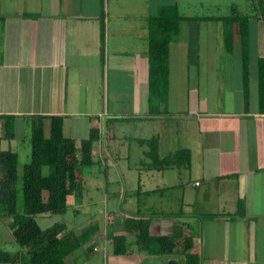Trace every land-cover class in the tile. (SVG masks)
Here are the masks:
<instances>
[{
  "label": "crops",
  "instance_id": "crops-1",
  "mask_svg": "<svg viewBox=\"0 0 264 264\" xmlns=\"http://www.w3.org/2000/svg\"><path fill=\"white\" fill-rule=\"evenodd\" d=\"M237 1L0 0V115L16 117L15 128L26 116H61L63 135L76 147L91 127L99 129L94 164L81 168L67 198L63 233L97 228L69 264L155 258L136 251L126 219L147 221L151 235L171 236L178 248L190 237L199 264H264V114L257 79L264 25L248 21L255 25L248 31L246 82L236 25L231 55L238 56L240 74L223 77L221 22L194 21L215 16H198V9L218 11ZM257 1L245 4L252 9ZM163 9L183 19L168 43L166 91L150 115L148 21ZM209 80L214 96L206 90ZM153 137L159 159L186 150L189 168L151 167L141 141ZM15 140L3 137L0 119V150L17 152ZM79 214L81 222H74ZM57 220L37 216L42 228ZM11 223L0 218V264H16ZM119 235L127 255L113 253ZM180 254L159 258L183 264Z\"/></svg>",
  "mask_w": 264,
  "mask_h": 264
},
{
  "label": "trees",
  "instance_id": "trees-1",
  "mask_svg": "<svg viewBox=\"0 0 264 264\" xmlns=\"http://www.w3.org/2000/svg\"><path fill=\"white\" fill-rule=\"evenodd\" d=\"M262 3L263 0H258L249 14L240 13L238 8L232 5L229 15L197 17L194 20L221 22L223 49L229 55L233 52V25H236L234 31H237L241 46L242 75L246 82L248 52L245 42L248 38V21L249 18L255 17L264 25ZM182 19L183 17L173 9H163L158 16L149 18L150 115L156 107L157 98L166 91L168 43L177 32ZM257 79L258 110L259 113L264 114V55L257 60ZM15 118L10 115H0L5 139L15 137ZM24 121L29 122L30 125L27 139L28 161L20 165L17 152L0 150V218L7 217L12 220L11 235L19 247L13 261L16 264H69L67 258L89 241L97 228L93 226L78 233L72 230L63 233L66 230L64 220L68 211L67 198L75 194L81 168L94 164L92 150L93 145L99 140V129L91 127L87 138L80 140L76 147L71 139L63 135V117L33 115L24 117ZM45 121L49 122L47 136L44 132ZM141 142L148 146L147 154L151 158V167L157 170H163L169 166L189 168L188 151L179 149L159 159L156 137ZM39 215H48L59 220L42 228L37 222ZM124 228L135 237L136 251L139 253L145 252L148 257L155 258L161 256L170 258L172 255L181 253L184 257L183 264H199L198 253L190 237H183L182 247L178 248V243H175L171 236L151 235L147 221L126 219ZM112 247L115 255L130 253L126 249L124 236H114Z\"/></svg>",
  "mask_w": 264,
  "mask_h": 264
},
{
  "label": "rangeland",
  "instance_id": "rangeland-1",
  "mask_svg": "<svg viewBox=\"0 0 264 264\" xmlns=\"http://www.w3.org/2000/svg\"><path fill=\"white\" fill-rule=\"evenodd\" d=\"M236 1V0H235ZM238 5H235L236 7L239 6L238 10L240 11V13L242 14H249L250 10L251 9H248V6H246L245 4V0H238L237 1ZM232 5H222L221 7H219L218 11H205V10H197L196 11V14L198 16L200 15H215V16H225V15H229L230 14V7ZM250 7V5H249ZM250 19V18H249ZM251 20V19H250ZM250 28L249 30L253 31V28L255 25V22L254 21H250ZM201 31H205L204 29H201ZM207 31V30H206ZM251 38V37H250ZM246 45H248V38L245 42ZM225 54L224 56V61H226L223 69H220L219 71V74L220 76H223V77H228L230 75H239L240 74V71H239V68H238V56H234V55H227ZM211 70L215 72V68L214 67H211ZM213 72V74H214ZM223 72H225L224 74H222ZM213 74L211 73L209 75V79H213V77H215V75L213 76ZM104 78H105V75H104ZM214 80H209V83H208V86L206 87L207 89V93H209L211 96H214L215 92H216V85L213 83ZM104 84H105V80H104ZM105 86L103 87V96H105ZM16 125V124H15ZM29 122H26V121H23L21 120L20 122L17 123V126L16 128H14L15 132V138H16V145H15V150H17V155H18V163L20 165H23L25 162L28 161V155H29V145H28V136H29V130H30V127H29ZM132 132V131H131ZM69 214V213H68ZM81 214V213H80ZM79 214L78 215H74V222H81V218H78V217H81ZM68 215L65 216V220L67 221V218ZM79 220V221H78ZM73 222V223H74ZM103 264H116L115 262L114 263H111L109 262V257H106L105 256V261Z\"/></svg>",
  "mask_w": 264,
  "mask_h": 264
},
{
  "label": "water",
  "instance_id": "water-1",
  "mask_svg": "<svg viewBox=\"0 0 264 264\" xmlns=\"http://www.w3.org/2000/svg\"><path fill=\"white\" fill-rule=\"evenodd\" d=\"M141 264H179L173 259L163 261L161 258H144L141 260Z\"/></svg>",
  "mask_w": 264,
  "mask_h": 264
},
{
  "label": "built area",
  "instance_id": "built-area-1",
  "mask_svg": "<svg viewBox=\"0 0 264 264\" xmlns=\"http://www.w3.org/2000/svg\"><path fill=\"white\" fill-rule=\"evenodd\" d=\"M197 185V183H195Z\"/></svg>",
  "mask_w": 264,
  "mask_h": 264
}]
</instances>
